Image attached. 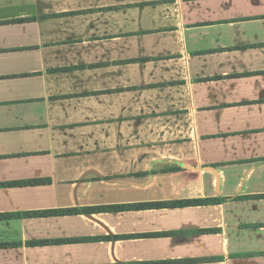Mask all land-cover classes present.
Listing matches in <instances>:
<instances>
[{
	"label": "crops",
	"instance_id": "crops-1",
	"mask_svg": "<svg viewBox=\"0 0 264 264\" xmlns=\"http://www.w3.org/2000/svg\"><path fill=\"white\" fill-rule=\"evenodd\" d=\"M0 264H264V0H0Z\"/></svg>",
	"mask_w": 264,
	"mask_h": 264
},
{
	"label": "trees",
	"instance_id": "trees-1",
	"mask_svg": "<svg viewBox=\"0 0 264 264\" xmlns=\"http://www.w3.org/2000/svg\"><path fill=\"white\" fill-rule=\"evenodd\" d=\"M188 202H176V203H173L171 204L172 207H181V206H184L186 205Z\"/></svg>",
	"mask_w": 264,
	"mask_h": 264
}]
</instances>
